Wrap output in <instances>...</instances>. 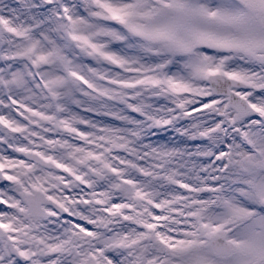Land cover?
Here are the masks:
<instances>
[{"label": "snow or ice", "instance_id": "1", "mask_svg": "<svg viewBox=\"0 0 264 264\" xmlns=\"http://www.w3.org/2000/svg\"><path fill=\"white\" fill-rule=\"evenodd\" d=\"M0 264H264V0H0Z\"/></svg>", "mask_w": 264, "mask_h": 264}]
</instances>
